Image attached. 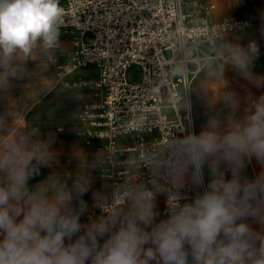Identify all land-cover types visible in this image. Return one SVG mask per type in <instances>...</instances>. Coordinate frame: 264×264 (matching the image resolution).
<instances>
[{
  "label": "clouds",
  "instance_id": "9594fccd",
  "mask_svg": "<svg viewBox=\"0 0 264 264\" xmlns=\"http://www.w3.org/2000/svg\"><path fill=\"white\" fill-rule=\"evenodd\" d=\"M64 15L60 0H0V90L18 77L21 56L57 46ZM229 47L230 62L248 78L258 46ZM225 100L238 106L231 95ZM174 148L177 194L139 186L125 211L82 222L87 184L53 189L49 178L30 186L50 164L47 149L10 144L0 151V264H264V95L241 118L212 117ZM253 160L261 170L250 179ZM185 177L199 190L190 200Z\"/></svg>",
  "mask_w": 264,
  "mask_h": 264
},
{
  "label": "built area",
  "instance_id": "2783aa9c",
  "mask_svg": "<svg viewBox=\"0 0 264 264\" xmlns=\"http://www.w3.org/2000/svg\"><path fill=\"white\" fill-rule=\"evenodd\" d=\"M60 5L65 10L60 32L73 46L64 52L54 47L48 62L54 89L92 91V99L74 113V133L103 153L100 176L110 184L111 196L98 212L116 213L139 186L177 194L170 165L176 142L195 130L193 80L202 63L215 60L225 67L219 38L248 22L231 15L214 20L217 5L205 0ZM122 137L132 140L121 142ZM184 187L188 200L199 191L191 183Z\"/></svg>",
  "mask_w": 264,
  "mask_h": 264
},
{
  "label": "crops",
  "instance_id": "0c3cea01",
  "mask_svg": "<svg viewBox=\"0 0 264 264\" xmlns=\"http://www.w3.org/2000/svg\"><path fill=\"white\" fill-rule=\"evenodd\" d=\"M65 1L60 0V3ZM205 1L214 2L211 0ZM224 15L238 17L231 13H219L217 6L213 19L218 20ZM242 19L248 22L245 29L224 33L218 41L222 52L228 54L225 56L223 53L226 62L225 67L220 66V68L221 70L228 68L229 91H226L227 80L223 81L222 75L210 79L212 81L211 86L207 85L206 90L198 81L195 82L192 101L195 131L197 132L212 117L220 121L222 117L226 118L228 114L231 119H238V117L244 115L242 110L249 107L245 102L255 101L259 96L264 95V14L247 12L242 16ZM61 34L63 33L60 32L57 45H61L63 40H67L68 44L64 47L67 49L60 50L58 46L56 48H59L58 51L64 52L72 48L73 41L69 35L63 34L62 36ZM252 42L258 46L259 55L254 58L249 67L248 78L245 79L242 78V73L230 62L229 46L239 45L247 48ZM51 52L52 49L45 50L38 46L33 49L31 54L21 56L16 61L20 68L18 77L11 81L9 89L0 90V151L6 150L10 144L21 141L29 145L38 144L47 148L45 143V134L47 133L57 137L60 143L58 148H65L66 144L71 148L77 145V139L70 132L74 127L73 120H68L67 117L62 119L60 115L62 111L67 112L70 105H62L61 103V93L67 90L53 88L55 72L48 62ZM53 77L54 80L51 82ZM250 93L253 95L250 96ZM229 95L238 105L235 110L226 103L225 97ZM65 97H68V95L66 94ZM74 112L71 110L69 114L73 116ZM131 140V137H122L120 141L129 142ZM62 143H64V147ZM39 172L40 174L34 180L29 181L30 186L49 178L52 182L60 178L58 173H50V177H47L43 167L39 169ZM184 183H190L188 178L184 180ZM51 188L54 189V186ZM163 197L165 205V195L159 196L158 205ZM83 200L88 207L85 215L81 217L82 222H86L89 217L112 215L100 214L93 203L94 199L91 195L83 196ZM127 207L128 202L119 209L124 208L122 211H125Z\"/></svg>",
  "mask_w": 264,
  "mask_h": 264
},
{
  "label": "rangeland",
  "instance_id": "374dc122",
  "mask_svg": "<svg viewBox=\"0 0 264 264\" xmlns=\"http://www.w3.org/2000/svg\"><path fill=\"white\" fill-rule=\"evenodd\" d=\"M214 1L217 6L219 13H231L235 14L238 17L245 15L247 12L255 13V14H264V0H211ZM63 36V34H61ZM68 44L67 40L62 41V46L59 44L57 45L60 50L67 49L64 48ZM72 46V45H71ZM70 46V47H71ZM225 56L228 54L223 52ZM192 68H196L195 65H191ZM222 67V66H221ZM134 77L137 78L138 69L134 68L132 70ZM96 75V74H95ZM223 77V81L227 80V92L228 90V81H229V73L228 68L225 70H221L220 64L217 61L211 60L208 63L201 64L200 70L197 72L193 83H192V90L195 85V82L201 86H204L206 90L207 85L211 86L210 84L214 76ZM54 77L51 82H53ZM62 97V105L68 104L67 112H61V118L64 119L67 117L68 120H73L74 127L71 129V134L77 139V145L74 148H71L66 144L62 143L63 147L65 148H58L59 141L57 137H54L50 134H45V143L47 145V153L48 158L50 160V164L48 167H43L44 172L47 177H50V173H58L60 174V178L56 179L54 182L50 181L51 187L54 186H67L68 188H73L77 183H86L88 186V193L86 195H91L94 197H98L97 200H94L93 203L97 206L105 203L110 199L111 196V187L110 184L104 180L100 176V161L102 159L103 153L96 150V148L92 145H88L83 138L76 136L74 133V129L77 126V121L73 116L69 114V112L79 111L82 108V105L92 99V91L86 89H76V90H67L61 93ZM68 97H65V95ZM250 96L253 94L250 93ZM254 101L245 102L246 105L250 106ZM247 109V108H245ZM245 109L242 112H245ZM74 112V113H75ZM242 117V116H241ZM241 117H238L241 118ZM231 118L227 114V117H222L221 122L227 123ZM72 123V124H73ZM73 126V125H72ZM261 170V166L253 160L246 169V175L251 179L255 175H258ZM52 176V175H51ZM207 177V176H206ZM187 179V177H185ZM184 179V180H185ZM84 195V196H86ZM161 216L159 219H164V197L161 200L160 204L158 205ZM124 208L119 209L117 212H122ZM116 212V213H117ZM253 227H258L257 225H253Z\"/></svg>",
  "mask_w": 264,
  "mask_h": 264
},
{
  "label": "bare ground",
  "instance_id": "6f19581e",
  "mask_svg": "<svg viewBox=\"0 0 264 264\" xmlns=\"http://www.w3.org/2000/svg\"><path fill=\"white\" fill-rule=\"evenodd\" d=\"M98 207V206H97Z\"/></svg>",
  "mask_w": 264,
  "mask_h": 264
}]
</instances>
